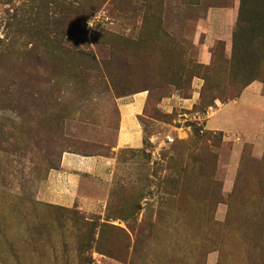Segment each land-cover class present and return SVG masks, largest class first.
Listing matches in <instances>:
<instances>
[{
	"label": "rangeland",
	"instance_id": "obj_1",
	"mask_svg": "<svg viewBox=\"0 0 264 264\" xmlns=\"http://www.w3.org/2000/svg\"><path fill=\"white\" fill-rule=\"evenodd\" d=\"M213 9L229 51L200 35ZM254 83L264 0H0V264H264V129L236 156L205 127ZM138 94L143 145L118 148ZM66 153L115 160L83 206L39 197Z\"/></svg>",
	"mask_w": 264,
	"mask_h": 264
},
{
	"label": "crops",
	"instance_id": "obj_2",
	"mask_svg": "<svg viewBox=\"0 0 264 264\" xmlns=\"http://www.w3.org/2000/svg\"><path fill=\"white\" fill-rule=\"evenodd\" d=\"M236 23L234 9H213L202 24L200 35L201 37L205 36L211 31L224 35L220 39L225 41L226 50L229 51ZM206 37L200 41L198 56V62L204 66L211 64V50L214 46L212 44L214 40L208 41ZM122 100L120 103L118 148L140 149L144 140V126L141 117L144 115L146 97L138 94ZM205 127L209 131L227 135L228 137L225 136L224 141L226 143L233 142L236 156L241 153L245 143H250L257 149L258 146H261L258 136L264 129L263 87L258 83L247 86L236 100L222 104L211 116L206 118ZM238 138H242V140L238 141ZM234 158V162L228 168L229 173L225 182H229L231 174H235L237 157L234 156ZM114 163L115 160L111 157H91L66 153L62 157L60 167L50 172L48 179L40 189V200L46 204L63 208L83 206L88 194L93 199L97 181L100 183L107 181ZM226 188L227 192L229 188Z\"/></svg>",
	"mask_w": 264,
	"mask_h": 264
}]
</instances>
